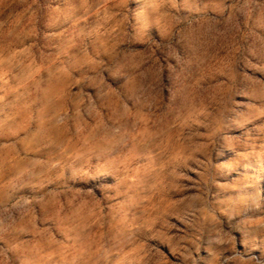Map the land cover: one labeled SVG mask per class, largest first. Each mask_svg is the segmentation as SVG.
Segmentation results:
<instances>
[{
  "label": "clouds",
  "instance_id": "1",
  "mask_svg": "<svg viewBox=\"0 0 264 264\" xmlns=\"http://www.w3.org/2000/svg\"><path fill=\"white\" fill-rule=\"evenodd\" d=\"M0 264H264V0H0Z\"/></svg>",
  "mask_w": 264,
  "mask_h": 264
}]
</instances>
